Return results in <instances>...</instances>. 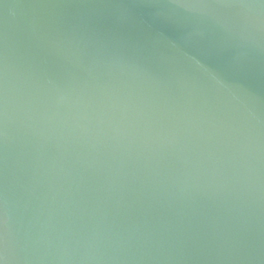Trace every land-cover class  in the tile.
Masks as SVG:
<instances>
[{
	"label": "water",
	"instance_id": "obj_1",
	"mask_svg": "<svg viewBox=\"0 0 264 264\" xmlns=\"http://www.w3.org/2000/svg\"><path fill=\"white\" fill-rule=\"evenodd\" d=\"M0 264H264V0H0Z\"/></svg>",
	"mask_w": 264,
	"mask_h": 264
}]
</instances>
